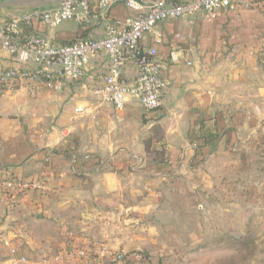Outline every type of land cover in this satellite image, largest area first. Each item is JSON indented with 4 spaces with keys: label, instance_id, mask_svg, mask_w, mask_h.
Listing matches in <instances>:
<instances>
[{
    "label": "crops",
    "instance_id": "1",
    "mask_svg": "<svg viewBox=\"0 0 264 264\" xmlns=\"http://www.w3.org/2000/svg\"><path fill=\"white\" fill-rule=\"evenodd\" d=\"M59 3L0 0V20ZM98 13L94 7L87 26L37 22L33 30L55 44L99 38L108 22L134 11L119 4ZM157 32L160 42L151 35L144 44L157 47L168 85L151 114L134 99L117 109L96 93L109 68L104 52L60 92L32 80L1 89L0 114L17 116L0 118V178L39 184L0 192V264H139L134 252L145 250L147 235L174 232L158 224L170 205L201 209V190L250 150L264 126V0H238L211 21L198 14L163 22ZM173 49L179 63L170 60ZM19 66L0 47V68ZM122 75L133 83L137 64L128 62ZM121 250L131 254L124 262Z\"/></svg>",
    "mask_w": 264,
    "mask_h": 264
},
{
    "label": "built area",
    "instance_id": "2",
    "mask_svg": "<svg viewBox=\"0 0 264 264\" xmlns=\"http://www.w3.org/2000/svg\"><path fill=\"white\" fill-rule=\"evenodd\" d=\"M119 4L134 14L108 22L99 38L81 37L71 43L55 44L47 35L33 30L37 22L48 28H57L68 21L87 26L96 14L94 7L99 16H105ZM236 8L238 0H60L58 6L47 10L11 16L0 20V47L13 55L21 66L0 68V89L9 91L17 81L32 80L60 92L67 81L82 80L90 59L104 52L109 59V68L96 93L117 109L124 108L128 100L134 99L146 114H151L162 107L168 83L157 47L146 46L144 39L154 35L155 42H160L161 36L157 32L160 23L194 19L198 14L211 21L221 12ZM170 60L173 63L182 60L178 49L170 52ZM128 62H135L138 67V76L133 83L126 82L122 75ZM29 64L35 67L30 68ZM37 184L16 176L4 177L0 178V192H20L35 188ZM87 253L86 249L79 251L81 256ZM126 255L128 252L121 250L117 259L124 262ZM134 258L139 264H152L151 258L141 250L134 252ZM20 262H27V258L22 257Z\"/></svg>",
    "mask_w": 264,
    "mask_h": 264
},
{
    "label": "rangeland",
    "instance_id": "3",
    "mask_svg": "<svg viewBox=\"0 0 264 264\" xmlns=\"http://www.w3.org/2000/svg\"><path fill=\"white\" fill-rule=\"evenodd\" d=\"M6 116L17 115L0 114ZM249 146L213 187L201 190V209L170 205V216L158 224L174 232H153L142 247L152 264H264V126Z\"/></svg>",
    "mask_w": 264,
    "mask_h": 264
},
{
    "label": "trees",
    "instance_id": "4",
    "mask_svg": "<svg viewBox=\"0 0 264 264\" xmlns=\"http://www.w3.org/2000/svg\"><path fill=\"white\" fill-rule=\"evenodd\" d=\"M144 254H145L146 256H149V255L146 254L145 252H144ZM129 255H131V254L126 255V259L128 258ZM149 257H150V256H149ZM133 258H134V257H133ZM134 262H135V263H138L137 259H134Z\"/></svg>",
    "mask_w": 264,
    "mask_h": 264
}]
</instances>
